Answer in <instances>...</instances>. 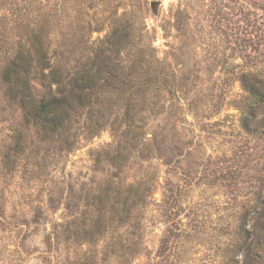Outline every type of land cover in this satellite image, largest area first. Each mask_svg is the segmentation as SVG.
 Masks as SVG:
<instances>
[{
  "label": "rangeland",
  "instance_id": "rangeland-1",
  "mask_svg": "<svg viewBox=\"0 0 264 264\" xmlns=\"http://www.w3.org/2000/svg\"><path fill=\"white\" fill-rule=\"evenodd\" d=\"M31 1L56 9L51 47L63 62L75 63L112 23L131 32V53L152 55L169 81L146 131L167 136V147L145 162L135 152L120 175L153 189L132 227L77 245L69 235L91 216L86 190L104 180L94 160L110 132L86 139L72 129L79 139L64 152L24 131L17 155L19 111L0 97V264H264V106L251 104L248 130L238 108L246 96L238 77L264 86V0ZM142 132L137 125L133 136ZM129 241L146 254L115 258L111 247Z\"/></svg>",
  "mask_w": 264,
  "mask_h": 264
},
{
  "label": "trees",
  "instance_id": "trees-1",
  "mask_svg": "<svg viewBox=\"0 0 264 264\" xmlns=\"http://www.w3.org/2000/svg\"><path fill=\"white\" fill-rule=\"evenodd\" d=\"M48 9L40 1L0 0V97L19 111L17 155L24 151V131H33L40 144H58L64 152L74 150L79 139L76 132L70 137L72 129L86 139L104 129L110 132L112 143L98 151L94 160L102 165L104 180L95 191L86 190L83 206L91 216L84 217L80 229L69 235L77 245L91 244L110 227L130 229L135 215L147 207L153 193L148 181H127L120 175L135 152L144 162L165 152L167 136L152 131L148 139L146 131L157 92H169L170 85L158 76L156 59L142 50L131 53V32L113 23L101 39L81 47L75 63L63 62L51 47V16L56 9ZM238 81L246 93L238 108L244 113L242 127L248 130L256 108L264 106V86L251 83L246 75ZM34 82L42 93H37ZM137 125L144 131L141 140L133 136ZM112 173L117 181L114 174L109 178ZM111 248L115 258L133 259L147 252L131 241Z\"/></svg>",
  "mask_w": 264,
  "mask_h": 264
},
{
  "label": "water",
  "instance_id": "water-1",
  "mask_svg": "<svg viewBox=\"0 0 264 264\" xmlns=\"http://www.w3.org/2000/svg\"><path fill=\"white\" fill-rule=\"evenodd\" d=\"M158 5H159L158 2H152L151 3V8H152L153 12H156Z\"/></svg>",
  "mask_w": 264,
  "mask_h": 264
}]
</instances>
